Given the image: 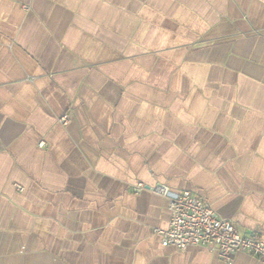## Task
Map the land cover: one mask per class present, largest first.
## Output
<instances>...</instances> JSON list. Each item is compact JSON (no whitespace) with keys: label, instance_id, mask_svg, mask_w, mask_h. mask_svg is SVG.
<instances>
[{"label":"crops","instance_id":"0c3cea01","mask_svg":"<svg viewBox=\"0 0 264 264\" xmlns=\"http://www.w3.org/2000/svg\"><path fill=\"white\" fill-rule=\"evenodd\" d=\"M139 183L264 242V0H0V264H227Z\"/></svg>","mask_w":264,"mask_h":264},{"label":"built area","instance_id":"2783aa9c","mask_svg":"<svg viewBox=\"0 0 264 264\" xmlns=\"http://www.w3.org/2000/svg\"><path fill=\"white\" fill-rule=\"evenodd\" d=\"M70 115L60 118L67 125ZM133 193L145 190L168 200L170 224L167 230L158 231L162 235L163 247H175L185 251L189 247H202L213 253L227 264H233L239 252L253 254L264 259V242L253 237H245L228 220L221 219L211 205L202 201L189 191L173 194L169 187L156 185L150 189L139 183Z\"/></svg>","mask_w":264,"mask_h":264}]
</instances>
